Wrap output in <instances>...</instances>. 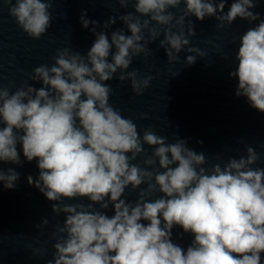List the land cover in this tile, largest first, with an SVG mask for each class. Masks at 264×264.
Segmentation results:
<instances>
[{
	"label": "clouds",
	"instance_id": "obj_1",
	"mask_svg": "<svg viewBox=\"0 0 264 264\" xmlns=\"http://www.w3.org/2000/svg\"><path fill=\"white\" fill-rule=\"evenodd\" d=\"M52 2L3 0L10 5L9 15L33 39L51 26ZM118 3L121 7L134 3L139 14L119 16L131 35L117 30L109 40L104 31H96L97 21L82 14L80 23L84 28L91 24L96 36L86 56L59 50L51 67L34 69L31 79L42 82L40 88L26 84L10 92L0 85V123L5 125L0 128V161L20 164V143L23 156L29 162L37 159L40 170L39 178L33 181L29 176L28 183L56 202L54 214H65L63 226L57 225L54 233L55 254L47 264H261L264 168L251 167L259 160L256 151L248 147L246 156L231 158L223 167L219 163L202 167L205 154L189 148L184 139L166 143L165 137L149 130L141 138L133 120L110 105L113 89L105 83L119 71L118 80L130 81L133 92L142 95L153 77L126 70L134 57L150 54L147 44L161 35L157 26L163 28L160 47L169 63L177 61L185 48L203 57L199 48L187 47L188 37L196 32L189 21L185 35L186 17H214L217 28L237 18L252 22L260 18L250 10L256 0H234L227 12L226 0H183L186 7L179 16L168 9L178 8L182 0ZM142 16L149 18L141 20ZM115 22L116 17H110L103 28ZM197 56L187 55L185 63L194 64ZM236 60L237 69L229 73L238 77L235 95L264 112V20L242 35ZM145 144L154 150L142 163L152 171L132 163L147 155ZM157 164L161 171L155 170ZM18 179L14 169L0 170L4 188H14ZM142 184L147 187L134 204L122 198L129 186L136 190ZM156 191L163 195L149 199ZM78 197H87L90 203H63ZM97 204L102 210L111 205L114 214L94 210ZM41 223L47 225L48 220ZM175 225L194 235L186 252L172 242Z\"/></svg>",
	"mask_w": 264,
	"mask_h": 264
}]
</instances>
